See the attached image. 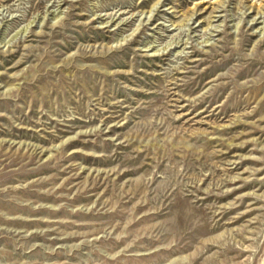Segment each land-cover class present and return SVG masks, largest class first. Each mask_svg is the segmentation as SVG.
<instances>
[{
	"label": "rangeland",
	"instance_id": "374dc122",
	"mask_svg": "<svg viewBox=\"0 0 264 264\" xmlns=\"http://www.w3.org/2000/svg\"><path fill=\"white\" fill-rule=\"evenodd\" d=\"M155 1L0 0V264H264V0Z\"/></svg>",
	"mask_w": 264,
	"mask_h": 264
},
{
	"label": "bare ground",
	"instance_id": "6f19581e",
	"mask_svg": "<svg viewBox=\"0 0 264 264\" xmlns=\"http://www.w3.org/2000/svg\"><path fill=\"white\" fill-rule=\"evenodd\" d=\"M162 0H156L155 1V3H154V5H153V7L154 6H156V5H158L160 2H161ZM219 4H223V2L222 1H220L219 2ZM263 7L264 6H255V7H249V10H255L256 11V13H257V15H259V14H263ZM170 9H174V8H170ZM197 12H198V10H197ZM196 11L195 12H193L189 17H186V18H184V19H181V20H179V21H177V22H179L178 24H180V25H184V23L186 22V21H189L196 13H197ZM211 18H212V14L210 15V16H205V17H203L202 19H203V22H207L208 23V25H210L211 23Z\"/></svg>",
	"mask_w": 264,
	"mask_h": 264
}]
</instances>
